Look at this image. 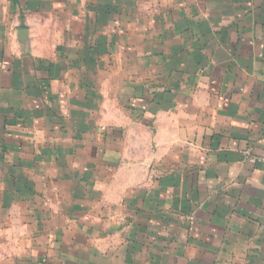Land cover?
<instances>
[{
	"label": "crops",
	"instance_id": "obj_1",
	"mask_svg": "<svg viewBox=\"0 0 264 264\" xmlns=\"http://www.w3.org/2000/svg\"><path fill=\"white\" fill-rule=\"evenodd\" d=\"M264 0H0V264H264Z\"/></svg>",
	"mask_w": 264,
	"mask_h": 264
},
{
	"label": "built area",
	"instance_id": "obj_2",
	"mask_svg": "<svg viewBox=\"0 0 264 264\" xmlns=\"http://www.w3.org/2000/svg\"><path fill=\"white\" fill-rule=\"evenodd\" d=\"M264 137V134H263ZM248 158L251 162H258V163H262L264 164V142H263V147H262V152L260 155H256V156H249Z\"/></svg>",
	"mask_w": 264,
	"mask_h": 264
}]
</instances>
